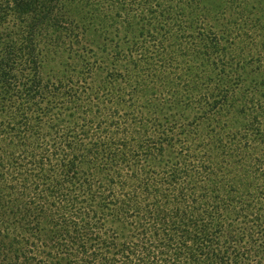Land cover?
Segmentation results:
<instances>
[{
  "label": "trees",
  "instance_id": "trees-1",
  "mask_svg": "<svg viewBox=\"0 0 264 264\" xmlns=\"http://www.w3.org/2000/svg\"><path fill=\"white\" fill-rule=\"evenodd\" d=\"M253 8L0 0V264H264Z\"/></svg>",
  "mask_w": 264,
  "mask_h": 264
},
{
  "label": "rangeland",
  "instance_id": "rangeland-1",
  "mask_svg": "<svg viewBox=\"0 0 264 264\" xmlns=\"http://www.w3.org/2000/svg\"><path fill=\"white\" fill-rule=\"evenodd\" d=\"M250 3H253L254 8L249 13V18L261 17L264 15V0H250Z\"/></svg>",
  "mask_w": 264,
  "mask_h": 264
}]
</instances>
